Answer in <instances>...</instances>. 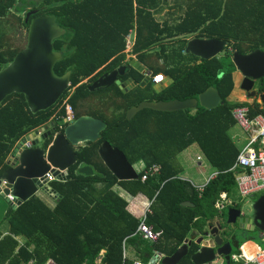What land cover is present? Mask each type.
Segmentation results:
<instances>
[{
  "label": "trees",
  "instance_id": "1",
  "mask_svg": "<svg viewBox=\"0 0 264 264\" xmlns=\"http://www.w3.org/2000/svg\"><path fill=\"white\" fill-rule=\"evenodd\" d=\"M166 2L82 0L53 10L47 9L46 2L38 6L35 15H54L65 30L53 41V50L62 55L53 72L61 76L70 71L69 87L54 105L36 113L28 109L22 94L13 93L0 103V175L22 137L46 125L52 133L61 130V103L66 97L75 119L89 115L103 120L106 127L98 140L78 147L69 179L48 183L57 194L53 206L34 195L15 208L8 207L2 219L8 230L0 232V264H43L48 258L58 264H93L100 250H104L100 264H122L123 242L146 264L153 250L171 255L192 231L204 232L215 219L222 222L227 209L239 208L232 200L237 192L233 172L228 171L239 147L228 131L235 126L232 109L246 103L228 99L235 70L229 56L233 51L264 50V0L174 1L180 13L157 20L161 3ZM26 9L23 1L0 0V69L26 44ZM169 18L175 19L169 22ZM130 29L135 30L131 54L151 76L162 73L172 79L159 92L151 81L141 87L143 75L126 60L125 36ZM189 36L225 40L223 57L200 59L184 53ZM121 65L127 66L123 79L132 77L137 85L127 92L116 84L89 91L98 76ZM257 84V93L264 94V77ZM210 87L221 98L213 109L199 105L174 112L142 109L126 119L127 110L142 101H182ZM253 105L251 115L264 114L256 101ZM51 140L52 136L46 138L44 146ZM103 141L120 150L131 165L141 164L143 169L158 164L159 172L145 180H141L142 171L137 179L117 180L97 154ZM191 144L217 172L200 192L180 178L181 168L175 162ZM78 165L92 167L94 174L76 173ZM120 192L140 193L151 201L146 223L161 231L157 241L135 233L140 220L127 211ZM222 192L231 204L219 212L214 204ZM241 244H236L234 253ZM196 249L191 242L189 253ZM124 264H132V259H124Z\"/></svg>",
  "mask_w": 264,
  "mask_h": 264
},
{
  "label": "water",
  "instance_id": "2",
  "mask_svg": "<svg viewBox=\"0 0 264 264\" xmlns=\"http://www.w3.org/2000/svg\"><path fill=\"white\" fill-rule=\"evenodd\" d=\"M35 12L36 10L28 11L25 22ZM64 33L65 30L59 27L52 15L30 19L25 46L16 53L11 62L0 69V103L13 93L22 94L28 109L36 113L46 110L61 98L69 87L70 71L61 76L53 72V65L62 57L61 52L53 50V41ZM226 45L225 40L217 38L193 37L187 41L184 53L209 59L224 51ZM230 60L241 75L239 88L247 97H254L257 94L253 89L255 81L264 77V50L254 49L248 53L233 51ZM130 65L143 75L139 85L145 86L150 80L151 72L139 65ZM126 71L127 66L121 65L103 74L88 87L89 91L116 84L122 92H127L137 82L132 77L121 81L119 76ZM170 82L172 79L167 76L164 81L154 84L153 89L159 92ZM259 98L264 107V94H260ZM220 102L218 91L210 87L196 98L182 101H142L127 110L126 119L130 120L142 109L174 112L195 110L198 105L213 109ZM105 127L103 120L83 115L58 132L52 133L48 126H43L22 137L7 158V169L0 175V194L5 197V194L10 193L13 197L10 206L15 208L34 196L38 190L46 193L49 191L46 180L43 179L46 172H51L60 181L69 179L68 169L78 160V146L98 140ZM49 136H52L51 143L45 147L43 143ZM97 154L117 180L137 179V172L116 147L103 141L97 148ZM76 173L91 176L94 170L88 165H78ZM182 205L192 206L189 202H182ZM226 223L228 226H222L219 222L209 224L206 231L199 232L190 239L185 238L182 245L171 255L153 251L146 264H230V253L241 241L239 234L255 228L264 232V194L255 199L249 211L229 208ZM191 242L197 245V249L189 253Z\"/></svg>",
  "mask_w": 264,
  "mask_h": 264
},
{
  "label": "built area",
  "instance_id": "3",
  "mask_svg": "<svg viewBox=\"0 0 264 264\" xmlns=\"http://www.w3.org/2000/svg\"><path fill=\"white\" fill-rule=\"evenodd\" d=\"M135 39V30L130 29L125 36V49L124 52L128 53L132 49ZM164 80V75L158 73L151 76L150 81L152 84H158ZM246 105H240L232 109V117L235 124L244 133V145L240 148L239 153L228 171L233 172L234 181L236 183L237 192L241 198L251 196L257 193L264 192V114H250L254 108L253 101H246ZM61 107L64 109V115L61 117V124L59 128L62 129L65 125L71 123L74 118V113L71 105L67 102V97L63 99ZM30 144L29 141H27ZM141 180H145L149 176L156 175L159 172V165L152 164L147 168H143ZM217 172L213 174L201 185H195L190 180L180 177L183 180L189 181L198 192L202 190L204 185L212 179ZM46 184L51 181L57 180L51 172H46L43 175ZM8 201L12 202L13 197L10 193L5 194ZM151 201L147 204L145 210L140 216L139 224L135 233L140 235L144 240L155 242L161 236V231H155L146 223L147 214L150 213ZM231 204V200L227 198L226 193L222 192L216 200L214 207L221 212L227 205ZM123 262L127 258L126 247L123 242L122 245ZM239 252L230 253V261L236 264H264V247L256 245L249 246L243 244L239 247ZM104 250H100L97 258L93 264H100L103 257ZM43 264H58L54 259L48 258ZM132 264H143L139 259L133 258Z\"/></svg>",
  "mask_w": 264,
  "mask_h": 264
},
{
  "label": "rangeland",
  "instance_id": "4",
  "mask_svg": "<svg viewBox=\"0 0 264 264\" xmlns=\"http://www.w3.org/2000/svg\"><path fill=\"white\" fill-rule=\"evenodd\" d=\"M174 1H185V0H167L166 3H161V10L159 11L158 14H156L157 20H163L166 17L170 16V13H176L172 14L173 17L177 16L180 11L177 10ZM181 2V4H182ZM41 4V2H34L30 5L34 6L35 8H38V6ZM178 11V12H177ZM165 13V14H164ZM175 18H169V22H173ZM224 51L219 53L218 55L223 57ZM230 58V56H229ZM257 81L254 84V89L257 90ZM238 88V85H237ZM235 88V91L237 90ZM239 89V88H238ZM241 90V89H240ZM235 91L232 94V98L230 100L232 101H238L239 98L235 94ZM240 93V92H239ZM243 99V98H241ZM60 107V104H59ZM229 135L236 136L240 138L241 140L239 142H236V145L240 148L244 145V133L242 130L236 125L233 126L232 128L229 129L228 131ZM196 155L199 156V159H196ZM200 161V165L197 164V162ZM175 162L178 164V166L181 168V176L184 178H189L193 182L198 183V182H205L212 174H213V169L209 166V164L206 162V160L203 158V156L200 154L198 147L196 144H191L189 147H187L185 150L180 152L176 158ZM136 171L139 170V166L135 165ZM36 196H38L40 199H42L45 203L51 204L53 200L47 193L43 190H38L35 193ZM261 193H257L251 196L243 197L241 198L238 194V192L235 193V195L232 197V200L235 205L239 207L242 211H249L251 210L252 203L255 201L257 197H259ZM125 196V194H123ZM126 197V196H125ZM2 200V204L4 206L8 207V202L5 200L4 197H0ZM228 210V209H227ZM227 210L225 214H227ZM222 222L219 221V219H215L211 224L214 225L215 222H219L222 226H228L226 223V217L221 220ZM240 237V242L243 244H248L250 241L255 240L257 244L260 247H264V241L262 239H258L257 237H252L250 236L247 231H243L242 234H239ZM127 253H129V250H127Z\"/></svg>",
  "mask_w": 264,
  "mask_h": 264
},
{
  "label": "crops",
  "instance_id": "5",
  "mask_svg": "<svg viewBox=\"0 0 264 264\" xmlns=\"http://www.w3.org/2000/svg\"><path fill=\"white\" fill-rule=\"evenodd\" d=\"M165 14V13H164ZM194 36H189V39H191V38H193ZM188 39V40H189ZM125 54H126V60L129 62V64H131V63H133V64H135V65H139L140 67H143V68H145V69H147L143 64H141V63H139L138 61H137V59L135 58V56L134 55H132L131 54V50H130V52H128V53H126V52H124ZM147 70H149V69H147ZM150 71V70H149ZM167 76H164V80H165V78H166ZM163 80V81H164ZM232 80H233V89H232V91H231V93H230V95H229V97H228V99L230 100V98H232V94H233V92L235 91V88H237V85H238V88H239V84H240V80H241V75H240V73L235 69L233 72H232ZM150 81V80H149ZM258 81V80H257ZM256 82V81H255ZM152 85H154V84H152ZM237 88V90L235 91V94L238 96L237 98H239L238 99V102H243V103H246V101H249V100H252L253 102L254 101H256L257 103H258V105H259V107L260 108H262L263 110H264V107H263V104H262V102L260 101V98H259V95L260 94H256L254 97H247V95H246V93L244 92V91H242V90H240V88L238 89ZM254 89V88H253ZM257 91V90H256ZM240 92V93H239ZM241 98H243V99H241ZM247 104V103H246ZM48 126V125H47ZM235 126H236V124H235ZM232 139L235 141V143L236 142H239L241 139L240 138H238V137H236V136H232ZM84 145V143L83 144H80L79 146H83ZM78 146V147H79ZM241 148V147H240ZM240 148H239V150H240ZM11 154V153H10ZM9 154V155H10ZM9 157V156H8ZM7 157V158H8ZM196 159H199V156L198 155H196ZM7 161V160H6ZM197 164L198 165H200V161H198L197 162ZM135 165H138L139 166V170L138 171H136V169H135ZM133 166V168H134V170L138 173L139 171H141L142 170V165L141 164H134V165H132ZM180 177H182V176H180ZM182 178H184V177H182ZM185 179H188V180H190V182L191 183H193V184H195V185H201V184H203V183H205V182H198V183H195V182H193L191 179H189V178H185ZM60 181V180H59ZM49 188H47V190H48ZM120 194L123 196V194H125V196H123L125 199H126V201H127V206H126V209H127V211L131 214V215H133L134 217H136V218H140V216L142 215V213H143V211L145 210V208H146V206H147V204L149 203V199L145 196V195H143V194H137L136 196H128L126 193H124V192H120ZM261 194H264V192L263 193H261ZM47 195H49L50 197H51V199L53 200V202H51V204H48V203H46L47 205H49V206H53L54 205V202H55V199H56V197H57V194H55V193H53V191H51L50 189H49V191L47 192ZM0 197H4V196H2L1 194H0ZM5 198V197H4ZM258 198V197H257ZM256 198V199H257ZM5 200L8 202V207H11L10 206V204H11V202L10 201H8L6 198H5ZM8 207H6V206H4V204H2V200L0 199V232H2L3 234H5L6 232H7V230H8V224H7V222L6 221H3L2 219H3V216H4V214H5V212L7 211V209H8ZM197 233H199V232H197V231H192L191 233H190V235L188 236V238L190 239L191 237H193L194 235H196ZM247 233L250 235V236H254V237H257L258 239H262L263 241H264V232H260L258 229H254V230H252V231H247ZM247 245H249V246H254V245H256V246H258V247H260L258 244H257V242H255V240H252V241H250ZM262 248V247H261ZM127 250H129V248H127L126 247V253H127ZM153 251H155V250H153ZM158 252V251H157ZM153 253V252H152ZM160 253V252H159ZM231 253H234V252H231ZM162 254V253H161ZM152 255V254H151ZM162 255H164V254H162ZM127 258H129V259H133V258H135V256L133 255V253L129 250V253H127ZM232 261H230V263H231ZM222 264H225L224 262L222 263Z\"/></svg>",
  "mask_w": 264,
  "mask_h": 264
},
{
  "label": "flooded vegetation",
  "instance_id": "6",
  "mask_svg": "<svg viewBox=\"0 0 264 264\" xmlns=\"http://www.w3.org/2000/svg\"><path fill=\"white\" fill-rule=\"evenodd\" d=\"M6 1V0H5ZM15 1H23V2H25L26 4H27V9H26V11H25V14L28 12V11H32V10H36V12L34 13V14H31L29 17H28V19H27V21L26 22H28V20L30 21V19L31 18H33V17H36V16H41V15H35L36 13H37V10H38V8H35L34 6H32V5H30V4H32V3H34V2H46L47 3V9H49V10H53L55 7H57V6H66V5H75V4H77L79 1H82V0H15ZM95 1H101V0H95ZM108 1H113V0H108ZM44 15H51V14H44ZM52 16H54V15H52ZM55 17V16H54ZM62 36V35H61ZM60 36V37H61ZM59 52H61V51H59ZM109 72V71H108ZM105 73H107V72H105ZM105 73H103V74H105ZM102 74V75H103ZM125 74H127V71H126V73H124V75H122V76H119V79L121 80V81H125L126 79H123V77L125 76ZM102 75H100V76H102ZM100 76H98L95 80H97ZM129 78V77H128ZM94 80V81H95ZM93 81V82H94ZM92 82V83H93ZM91 83V84H92ZM47 126V125H46ZM48 128H49V126H48ZM226 228V230H227V227H225Z\"/></svg>",
  "mask_w": 264,
  "mask_h": 264
}]
</instances>
